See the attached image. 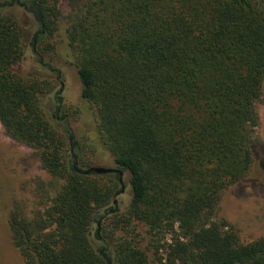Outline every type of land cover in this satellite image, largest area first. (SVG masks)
<instances>
[{"label": "trees", "instance_id": "16d2710c", "mask_svg": "<svg viewBox=\"0 0 264 264\" xmlns=\"http://www.w3.org/2000/svg\"><path fill=\"white\" fill-rule=\"evenodd\" d=\"M68 4L61 29L59 0H0V125L51 177L38 182L31 212L15 203L8 213L24 264H264V236L243 242L217 218L221 193L245 179L256 156L264 161L255 137L264 0ZM10 6L31 15L35 59L57 78L41 53L63 33L89 111L85 143L129 176L124 212L113 206L120 176L110 173L109 183L88 171L70 125L79 112L60 111L56 93L49 115V82L16 72L23 36L3 14ZM137 226L145 248L132 237Z\"/></svg>", "mask_w": 264, "mask_h": 264}, {"label": "rangeland", "instance_id": "374dc122", "mask_svg": "<svg viewBox=\"0 0 264 264\" xmlns=\"http://www.w3.org/2000/svg\"><path fill=\"white\" fill-rule=\"evenodd\" d=\"M68 1L59 0L61 29L66 27ZM3 14L11 17L22 30L24 55L15 68L16 72L25 76H36L49 82L51 89L42 99V105L46 106L49 115L53 114L57 106L56 93L61 100L60 111L68 110L71 114L79 112L77 119L74 115L70 116V125L76 139L86 145L83 156L90 167L115 168L107 154L97 152L95 155L94 146L87 145L83 138L89 133L87 127L89 111L80 101L81 87L76 71L70 64L71 54L64 41L63 33H56L52 41L54 45L52 53H41L43 62L59 72L60 77L57 78L55 73L47 70L46 65L38 64L35 59L31 45L35 24L31 15L18 6L6 7L3 9ZM256 112L258 125L255 129V137L264 149V84L263 94L256 104ZM262 162H264L262 157L256 156L245 179L224 190L217 206V218L225 219L234 225L239 231L241 240L246 243L264 236V163ZM128 179V174L123 172L119 184L117 183L123 186L113 199V206L119 213L124 212L131 198ZM50 180L51 177L41 169L36 153L6 137L0 125V264H24L22 257L12 244L8 213L15 203L31 212L38 202L36 195L38 182L47 184ZM102 180L109 183L115 181L110 174L104 175ZM133 229L135 232L131 233L137 236L132 235V237L138 241L140 247L145 248L148 242L145 229L141 226L133 227ZM121 234L123 232L117 231L115 237Z\"/></svg>", "mask_w": 264, "mask_h": 264}, {"label": "water", "instance_id": "95a60500", "mask_svg": "<svg viewBox=\"0 0 264 264\" xmlns=\"http://www.w3.org/2000/svg\"><path fill=\"white\" fill-rule=\"evenodd\" d=\"M89 172H92L96 175H105L110 173H117L120 177L122 176V172L114 169V168H102V167H91L88 170Z\"/></svg>", "mask_w": 264, "mask_h": 264}]
</instances>
